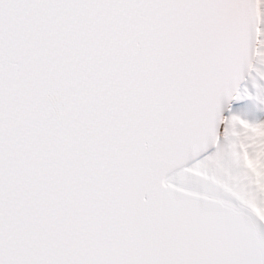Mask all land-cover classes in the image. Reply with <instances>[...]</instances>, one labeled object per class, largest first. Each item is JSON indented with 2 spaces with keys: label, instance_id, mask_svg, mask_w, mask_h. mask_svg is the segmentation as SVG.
<instances>
[{
  "label": "snow or ice",
  "instance_id": "obj_1",
  "mask_svg": "<svg viewBox=\"0 0 264 264\" xmlns=\"http://www.w3.org/2000/svg\"><path fill=\"white\" fill-rule=\"evenodd\" d=\"M0 264H264V0H0Z\"/></svg>",
  "mask_w": 264,
  "mask_h": 264
}]
</instances>
